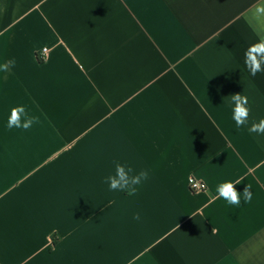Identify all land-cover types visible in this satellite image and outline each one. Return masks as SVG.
Segmentation results:
<instances>
[{
  "label": "crops",
  "instance_id": "crops-1",
  "mask_svg": "<svg viewBox=\"0 0 264 264\" xmlns=\"http://www.w3.org/2000/svg\"><path fill=\"white\" fill-rule=\"evenodd\" d=\"M257 6L0 0V264H264V135L226 98L264 118ZM18 105L40 123L7 129ZM114 162L147 170L135 196L105 183ZM238 180L252 201L230 205Z\"/></svg>",
  "mask_w": 264,
  "mask_h": 264
},
{
  "label": "clouds",
  "instance_id": "clouds-1",
  "mask_svg": "<svg viewBox=\"0 0 264 264\" xmlns=\"http://www.w3.org/2000/svg\"><path fill=\"white\" fill-rule=\"evenodd\" d=\"M256 13L264 15V6H257ZM15 61L11 60L0 65V71H7L10 65H14ZM264 64V38L258 43L251 45L245 52V66L248 68L251 76L255 77L258 72H264L261 65ZM228 102L233 105L232 119L235 121L237 128L247 127L249 133L257 135H264V118L259 119L258 122L252 121L249 125L250 107L249 99L246 95L241 93H234L226 97ZM40 123L38 116L30 115L25 106L18 105L11 109L7 120V129L13 128L28 131L34 124ZM115 163V174L109 175L105 179V183L109 184L110 190L113 191H127L130 195L135 196L137 193V186L148 178L147 170H141L133 174V169L126 167L119 162ZM240 184L236 181L235 184L231 181L223 182L217 186L218 196L226 200L230 205L239 206L241 203V195H243L244 202L250 203L252 201V192L250 185H247L243 192H238L235 185ZM133 219L139 220V213L135 214Z\"/></svg>",
  "mask_w": 264,
  "mask_h": 264
},
{
  "label": "built area",
  "instance_id": "built-area-1",
  "mask_svg": "<svg viewBox=\"0 0 264 264\" xmlns=\"http://www.w3.org/2000/svg\"><path fill=\"white\" fill-rule=\"evenodd\" d=\"M46 53V49H43V55ZM190 190L194 193L204 192L207 190V185L204 182H200L196 179H191Z\"/></svg>",
  "mask_w": 264,
  "mask_h": 264
}]
</instances>
